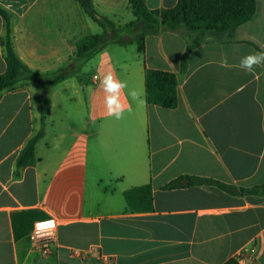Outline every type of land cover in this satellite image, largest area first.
I'll list each match as a JSON object with an SVG mask.
<instances>
[{"label": "crops", "instance_id": "crops-1", "mask_svg": "<svg viewBox=\"0 0 264 264\" xmlns=\"http://www.w3.org/2000/svg\"><path fill=\"white\" fill-rule=\"evenodd\" d=\"M144 1L160 11L178 0ZM92 2L117 26L134 21L128 0ZM0 9L9 16L16 55L38 73L66 65L77 41L101 32L75 0H0ZM196 38L175 109L132 103L122 120L106 115L105 72L114 70L145 99V71L177 74ZM114 46L50 88L33 166L17 168L16 161L40 129L42 88L21 82L0 94V264H247L237 255L250 246L255 264H264V195L163 188L180 176L264 186V67L256 76L239 67L245 54L264 51V0L233 32L161 29L145 37L143 53L136 43ZM225 57L231 68L220 66ZM5 69L0 43V74ZM147 185L149 194L141 189ZM51 218L56 243L43 256L30 232Z\"/></svg>", "mask_w": 264, "mask_h": 264}, {"label": "trees", "instance_id": "trees-1", "mask_svg": "<svg viewBox=\"0 0 264 264\" xmlns=\"http://www.w3.org/2000/svg\"><path fill=\"white\" fill-rule=\"evenodd\" d=\"M75 1L80 5L83 12L100 27L101 32L77 41L74 56L66 65L55 71L44 73L29 69L18 58L11 42L9 16L0 9V17L4 24V36L0 43L3 47L6 64L5 71L0 74V94L4 91L13 90L21 82H36L42 88V94L39 98L40 129L26 142L20 152L16 161L17 168L33 166L36 162L35 146L44 135V122L47 114L46 95L50 88L66 77L77 75L79 69L101 49L109 44L124 47L136 43L138 51L143 53L145 37L156 34L161 29L174 31L182 27L188 32H197L200 35L207 33L221 35L233 32L254 16L257 6V0H178L175 7L171 9L150 11L147 9L144 0H128L134 21L124 26H117L96 12L92 0ZM200 42V38H196L188 44L180 58L177 74L155 70L145 71V100L147 104L168 110L177 107L178 85L183 79L190 52ZM200 185L215 186L230 195H264V186L243 189L195 176H180L163 188L169 190ZM141 189L146 190L147 194L150 192L149 185ZM134 191L136 189L128 193ZM20 215L27 218L28 213ZM19 237L20 235L15 231V239Z\"/></svg>", "mask_w": 264, "mask_h": 264}, {"label": "clouds", "instance_id": "clouds-1", "mask_svg": "<svg viewBox=\"0 0 264 264\" xmlns=\"http://www.w3.org/2000/svg\"><path fill=\"white\" fill-rule=\"evenodd\" d=\"M219 63L223 68L232 67L226 57ZM239 67L248 74L256 76V69L264 67V51H252L245 54L239 61ZM100 89L106 115L115 120H122L127 113H131L132 103L139 106L146 103L143 93L136 88H130L128 82L119 79L114 70H109L100 77Z\"/></svg>", "mask_w": 264, "mask_h": 264}, {"label": "built area", "instance_id": "built-area-1", "mask_svg": "<svg viewBox=\"0 0 264 264\" xmlns=\"http://www.w3.org/2000/svg\"><path fill=\"white\" fill-rule=\"evenodd\" d=\"M50 225L47 227H42ZM56 220L47 219L43 221H37L33 224L30 232V239L33 242L35 249L40 252L43 256H49L53 253V249L56 243ZM91 251H97L96 248H92ZM256 251L253 246L244 248L239 252L237 258L240 261L246 262L247 264H255Z\"/></svg>", "mask_w": 264, "mask_h": 264}, {"label": "rangeland", "instance_id": "rangeland-1", "mask_svg": "<svg viewBox=\"0 0 264 264\" xmlns=\"http://www.w3.org/2000/svg\"><path fill=\"white\" fill-rule=\"evenodd\" d=\"M108 46H109V48H118V47H115L113 44H109ZM81 68L79 69L77 75L80 74Z\"/></svg>", "mask_w": 264, "mask_h": 264}, {"label": "snow or ice", "instance_id": "snow-or-ice-1", "mask_svg": "<svg viewBox=\"0 0 264 264\" xmlns=\"http://www.w3.org/2000/svg\"><path fill=\"white\" fill-rule=\"evenodd\" d=\"M47 226H50V225H46V226H42V227H47Z\"/></svg>", "mask_w": 264, "mask_h": 264}]
</instances>
